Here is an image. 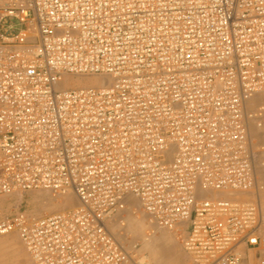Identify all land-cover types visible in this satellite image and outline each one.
<instances>
[{"label":"built area","instance_id":"obj_1","mask_svg":"<svg viewBox=\"0 0 264 264\" xmlns=\"http://www.w3.org/2000/svg\"><path fill=\"white\" fill-rule=\"evenodd\" d=\"M259 92L264 0H0V205L77 200L0 212V236L33 264H150L108 228L133 196L193 264H264L262 210L234 196L254 184L244 106Z\"/></svg>","mask_w":264,"mask_h":264},{"label":"rangeland","instance_id":"obj_2","mask_svg":"<svg viewBox=\"0 0 264 264\" xmlns=\"http://www.w3.org/2000/svg\"><path fill=\"white\" fill-rule=\"evenodd\" d=\"M22 27H24V26L19 24L17 21H15L14 22V29L12 30V32H16L17 30H19ZM66 80L69 82V84L74 83V77L73 76L67 77ZM83 80L84 81L86 80V82H89L88 81L89 79H87V78H83ZM98 83H99V80H98ZM70 86H73V85H70ZM70 86H68V87H70ZM262 94L264 95V92H262ZM263 95H261V98H259L260 95H259V97L255 96L253 99L251 98L252 99V105L249 107V104L247 103L248 105L246 106V108L248 110L245 108L246 113L249 115L248 123H250V121H251V123L253 122L255 124V125H253V124L250 125L251 124L250 123V124H248L249 127L247 126V129H249L248 135H249L251 142L253 141L252 142V148L255 152L254 153L255 154V156H254V171L255 172H254V184L252 187L253 189L251 188L252 190L250 189L247 193L243 194V196L241 198L248 200L250 202L257 203L259 206L260 205L262 206V207L260 206V208H262L261 210H262V215H263V218H262L263 223L261 225V230L264 232V113L261 116L257 115L258 108L260 106L264 105V101H262L264 99ZM251 116H252V118H251ZM253 117L256 120H254ZM252 120H254V121H252ZM251 126H254L256 129L254 127L252 128ZM251 128H252V131H250ZM37 191H39V190H33L30 192H26L22 195H14V196L10 197L8 200H5L1 204L2 206L0 205V212L4 215H7V214H13V213L19 211V212H23L24 214H26L27 216H30V217H39V216L46 215L48 213L51 214L50 213L51 211L49 212V210L57 208L56 205L58 204V202H60L64 198H66V196H68V195L71 199L73 198V201L75 202V205L69 207V209H73L77 204V200H76L75 196L71 193L55 194V193L50 192L48 190L47 191L46 190H42V191L40 190V192H37ZM127 201L128 200H126V203H127ZM74 202H73V204H74ZM126 203H125L124 209L115 212L111 216V218L108 220V228H109L111 234L114 236V238L127 251H130V253L135 254L137 256H140V257L145 256V258H147L146 259L147 262H149L150 264H193V259H192L191 255L188 254L183 249L182 242H181L179 235H177L174 231H167V230L159 231L160 229H157L154 226H151L150 225L151 222L149 221L148 217L141 213L143 215V218L142 217L141 218L145 221V223L147 221V224H146L147 226L145 225V227H144V229L146 228L145 229L146 233H149L150 231H155V232L159 231L161 233H164V235H162V236H165V237L167 236L166 237L167 240H165V238H164V240H163L164 242L161 241L162 245H159V247L157 245V247H158V249H157L158 253L157 254L158 255L152 253V251L155 250L156 247L151 249V247L147 248L145 245H143V243L136 236V234L134 233L135 236L133 235V233H132L133 229L132 230L129 229V227L127 225V221L124 219L125 210L127 208ZM135 204H136V202H135ZM69 209H66V210H69ZM57 211H65V210H60L59 208H57V209L53 210V213L57 212ZM131 213H132V210H131ZM148 221L150 222L149 224H148ZM115 223L117 225H116V227H113L115 225ZM150 228H152L153 230ZM8 237L10 239H13L18 251L14 254L12 253L10 256H7V257L0 254V264H18V263L19 264H22V263L23 264H33L30 257L28 256V254L26 252L25 247L23 246V244L19 240L18 236L15 233H10V234H8ZM159 244H161V243L159 242ZM174 244L175 245L177 244L176 247ZM163 245L166 247H163ZM178 249H180V250H178ZM163 251L164 252L166 251L168 253H166V252L164 253ZM19 259H21V260H19Z\"/></svg>","mask_w":264,"mask_h":264},{"label":"bare ground","instance_id":"obj_3","mask_svg":"<svg viewBox=\"0 0 264 264\" xmlns=\"http://www.w3.org/2000/svg\"><path fill=\"white\" fill-rule=\"evenodd\" d=\"M67 77H72V76H64L62 79H61V81H60V83H59V87H68V86H70V85H73V86H87V85H96V84H98V78L97 77H95V76H73L74 77V83L73 84H69V82L66 80V78ZM83 78H87V79H89L88 81L89 82H86V80L84 81L83 80ZM93 80V81H92ZM261 93V94H260ZM257 94V95H256ZM256 94H254V96L252 95L246 102H245V106H244V108H246V106L249 104V107L252 105V99L255 97V96H258L259 97V95H260V97L259 98H261V95H263L262 94V92H259V93H256ZM263 97H264V95H263ZM262 97V98H263ZM252 98V99H251ZM256 100V99H255ZM259 100V99H258ZM260 101V100H259ZM262 101H264V99L262 100ZM248 103V104H247ZM255 105V104H254ZM247 109V108H246ZM245 109V110H246ZM248 110V109H247ZM255 110V109H254ZM255 117V116H254ZM254 117H253V119H254ZM251 118H252V116H251ZM254 120H256V119H254ZM254 120H252V121H254ZM250 123H251V121H250ZM250 123H248V124H250ZM255 125L253 122L250 124V125ZM248 126V125H247ZM258 126V125H257ZM249 127V126H248ZM252 128L254 127V126H251ZM252 128L250 129V131H252ZM255 128V127H254ZM256 129V128H255ZM249 130V129H248ZM249 132V131H248ZM252 133V132H251ZM255 136V135H254ZM258 136V135H257ZM253 142V141H252ZM251 142V143H252ZM254 147V146H253ZM261 163V162H260ZM257 165V164H256ZM256 168V167H255ZM258 168V167H257ZM255 172V171H254ZM262 187V186H261ZM253 189V188H252ZM251 189V190H252ZM42 191V190H41ZM47 191V190H46ZM257 191V190H256ZM37 192H40V190L39 191H37ZM48 194V193H47ZM222 194H217V196H221ZM253 195V194H252ZM53 196V195H52ZM234 196L236 197V198H239V199H241V197L243 196V194L242 193H237V194H234ZM58 198V197H57ZM131 198V199H130ZM60 199V198H59ZM126 200H128L127 201V208H126V210H125V215H124V219L127 221V225H128V227H129V229H133V235H134V233L136 234V236L141 240V242L143 243V245H145L147 248L148 247H151V249L152 248H155L156 247V249L155 250H153L152 251V253H154V254H157L158 253V247H159V245H162V242H164L163 240H164V238H165V240H167V236L165 237V236H162V235H164V233H161V232H159V231H161V230H166V229H164V228H160V227H157L154 223H152L151 221V226H154L155 228H157V229H160L158 232H155V231H150L149 233H146V231H145V229H144V227H145V225L147 224V221H146V223H145V221L142 219L143 218V215L142 214H144L145 215V213L141 210V208L139 207V204H138V202H137V200H135V198L133 197V196H128L127 197V199ZM73 198L71 199L70 197H69V195L68 196H66V198H64L63 200H61L60 202H58V204L56 205L57 206V208H59L60 210H66V209H69V207H71V206H74L75 205V202H74V204H73ZM135 202H136V204H135ZM50 205V204H49ZM2 206V205H1ZM261 206V205H260ZM262 207V206H261ZM57 208H54V209H52V210H49V212L50 213H53V210H55V209H57ZM262 209V208H261ZM131 210H132V213H131ZM142 213V214H141ZM49 214V213H48ZM47 215V214H46ZM142 217V218H141ZM120 219V218H119ZM118 222V221H117ZM121 222V221H120ZM149 221H148V224L150 223ZM263 223V222H262ZM116 223H115V225L113 226V227H116ZM147 226V225H146ZM149 228V227H148ZM147 228V229H148ZM154 228V229H155ZM150 229H152V228H150ZM153 230V229H152ZM168 231V230H167ZM166 231V232H167ZM174 235V234H173ZM135 236V235H134ZM173 237V236H172ZM171 237V238H172ZM174 240V239H173ZM162 241V242H161ZM16 242V241H15ZM159 242L161 243V244H159ZM174 242V241H173ZM172 242V243H173ZM157 245H158V247H157ZM175 245V244H174ZM177 245V244H176ZM176 245H175V247H176ZM171 246V245H170ZM163 247H166V246H164L163 245ZM162 247V248H163ZM169 247V246H168ZM173 247V246H172ZM178 247V246H177ZM179 248V247H178ZM164 249V248H163ZM171 249V248H170ZM173 249V248H172ZM165 250V249H164ZM178 250H180V249H178ZM18 250H17V248H16V245H15V243H14V241H13V239H10L9 237H8V234L7 235H3V237L2 236H0V254L1 255H3V256H10L12 253L14 254V253H16ZM130 252V251H129ZM164 252V251H163ZM166 252V251H165ZM164 252V253H165ZM174 252V251H173ZM166 253H168V252H166ZM158 255V254H157ZM142 258H144L145 260L147 259V258H145V256L144 257H142ZM167 258V257H166ZM177 258V257H176ZM19 260H21V259H19ZM147 261V260H146ZM21 262V261H20ZM23 262V261H22ZM19 264V263H18ZM23 264V263H22Z\"/></svg>","mask_w":264,"mask_h":264}]
</instances>
